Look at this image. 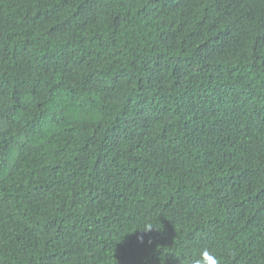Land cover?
I'll list each match as a JSON object with an SVG mask.
<instances>
[{
    "label": "trees",
    "instance_id": "16d2710c",
    "mask_svg": "<svg viewBox=\"0 0 264 264\" xmlns=\"http://www.w3.org/2000/svg\"><path fill=\"white\" fill-rule=\"evenodd\" d=\"M205 248L264 264V0H0V264Z\"/></svg>",
    "mask_w": 264,
    "mask_h": 264
},
{
    "label": "clouds",
    "instance_id": "9594fccd",
    "mask_svg": "<svg viewBox=\"0 0 264 264\" xmlns=\"http://www.w3.org/2000/svg\"><path fill=\"white\" fill-rule=\"evenodd\" d=\"M154 228L151 224L146 225V231H150ZM196 264H220L218 257L207 248L202 249L199 253V258L196 261Z\"/></svg>",
    "mask_w": 264,
    "mask_h": 264
}]
</instances>
